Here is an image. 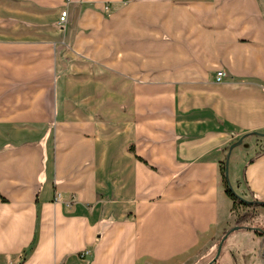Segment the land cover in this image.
<instances>
[{"label": "crops", "instance_id": "0c3cea01", "mask_svg": "<svg viewBox=\"0 0 264 264\" xmlns=\"http://www.w3.org/2000/svg\"><path fill=\"white\" fill-rule=\"evenodd\" d=\"M1 45L0 264H209L222 164L264 200V0H0ZM218 262L264 264V227Z\"/></svg>", "mask_w": 264, "mask_h": 264}, {"label": "rangeland", "instance_id": "374dc122", "mask_svg": "<svg viewBox=\"0 0 264 264\" xmlns=\"http://www.w3.org/2000/svg\"><path fill=\"white\" fill-rule=\"evenodd\" d=\"M64 28L65 27H63L62 29L64 30ZM62 41H64V40L62 39ZM116 43H117V41H116L115 38L108 40L107 46L110 49L107 50L106 52L100 54V55H96L95 56L96 59L99 60V61H102L104 64H107V65L112 66L114 68L117 67V64L119 62V59H118L119 57H121V59H122V61H121L122 62V66H124L126 64H129L131 62L130 59L132 58V56H125L124 54H122L120 56L118 54L117 50H116ZM62 46H64V44H62ZM103 51H104V49H103ZM4 52H5V46L1 45L0 46V53H2L3 56H4ZM150 57H151L150 55L141 56L142 64H144L146 62H149L150 61L149 60ZM65 58H67V56ZM1 68L2 69L0 70V76L2 77V83H5L4 80H3V78H5V77L8 78V81H10V79L12 78L11 74H15L16 71L12 72V71H10L11 69L6 71V69L4 68V65ZM0 81H1V78H0ZM8 84H10V83H8ZM13 87H15V86H13ZM13 89L11 87H8L7 91L3 90V92H2L0 90L1 91L0 92V109L12 110V109L19 108L20 106H22V104L20 105V103H17V102H15V103L7 102L6 103L5 98L6 99H7V97L11 98V97H9V95L11 93H14ZM245 200H246V204H244L242 206H239L238 209L235 210V212L239 215V214H243V213L248 211V212L253 213V215H252V217H249V219L247 221L243 222V224L246 225V226H249V227H264L263 224H262L264 216H262V213H260V211L258 209V208H262L264 206L259 204V203H257L255 201L256 198L252 197L251 195H248L245 198ZM236 220H237V218H236ZM229 229H231V228H229ZM229 229H226V231L229 230ZM219 240H218V243H219Z\"/></svg>", "mask_w": 264, "mask_h": 264}, {"label": "trees", "instance_id": "16d2710c", "mask_svg": "<svg viewBox=\"0 0 264 264\" xmlns=\"http://www.w3.org/2000/svg\"><path fill=\"white\" fill-rule=\"evenodd\" d=\"M221 172H222V177H223V183H224L225 191H226L227 195L232 199V201H233L232 210L235 211L236 209H238L239 206H242V205L246 204V200L242 196L238 195L235 192V190L233 189L232 185L230 184V181H229V178H228V173H227V164L226 163L222 164ZM255 201L257 203H259V204L264 206V200L256 199ZM252 215H253V213L248 212V211L243 213V214H239L237 216L236 225L233 228L225 231L224 235L219 240V244L222 241H225L227 236L232 231L248 228V226L244 225L243 222L247 221L249 219V217H252ZM252 229H254V228H252ZM257 233H260V232H257ZM209 264H219L218 257L214 258Z\"/></svg>", "mask_w": 264, "mask_h": 264}, {"label": "built area", "instance_id": "2783aa9c", "mask_svg": "<svg viewBox=\"0 0 264 264\" xmlns=\"http://www.w3.org/2000/svg\"><path fill=\"white\" fill-rule=\"evenodd\" d=\"M67 16H68L67 10H63L61 17H60V22H59L60 26H64L66 24ZM224 77H225L224 71H222V70L217 71L216 80L218 82L222 81Z\"/></svg>", "mask_w": 264, "mask_h": 264}, {"label": "water", "instance_id": "95a60500", "mask_svg": "<svg viewBox=\"0 0 264 264\" xmlns=\"http://www.w3.org/2000/svg\"><path fill=\"white\" fill-rule=\"evenodd\" d=\"M227 173H228V169H227ZM222 244H223V241L220 243V245H219V248H218V252H217V255L215 256V258L216 257H219V255H220V252H221V249H222ZM210 263V262H209Z\"/></svg>", "mask_w": 264, "mask_h": 264}]
</instances>
